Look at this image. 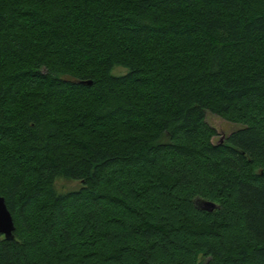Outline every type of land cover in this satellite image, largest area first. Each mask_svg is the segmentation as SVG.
Here are the masks:
<instances>
[{"label":"trees","instance_id":"1","mask_svg":"<svg viewBox=\"0 0 264 264\" xmlns=\"http://www.w3.org/2000/svg\"><path fill=\"white\" fill-rule=\"evenodd\" d=\"M0 195V264H264V0H0Z\"/></svg>","mask_w":264,"mask_h":264},{"label":"rangeland","instance_id":"2","mask_svg":"<svg viewBox=\"0 0 264 264\" xmlns=\"http://www.w3.org/2000/svg\"><path fill=\"white\" fill-rule=\"evenodd\" d=\"M127 71L128 69L121 65H114L112 67L111 74L115 76H121L126 74ZM205 120L215 130V135L212 138L213 142H219L221 137H223V141H224V139L230 132L242 126L239 123L230 122L222 118L221 116L212 114L210 112L206 113ZM55 187L58 192L63 193L78 188L79 182L58 178L55 181Z\"/></svg>","mask_w":264,"mask_h":264},{"label":"water","instance_id":"3","mask_svg":"<svg viewBox=\"0 0 264 264\" xmlns=\"http://www.w3.org/2000/svg\"><path fill=\"white\" fill-rule=\"evenodd\" d=\"M86 83H90L89 81ZM223 142V137L220 138L218 143ZM195 206L198 209H202L205 211H212L217 207V204L204 199H197L194 202ZM14 221L10 211L8 210L4 197L0 195V234L4 236L5 239H11L13 237L14 231Z\"/></svg>","mask_w":264,"mask_h":264}]
</instances>
